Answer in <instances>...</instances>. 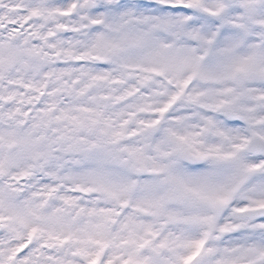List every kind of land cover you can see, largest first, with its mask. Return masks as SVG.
Here are the masks:
<instances>
[{
	"label": "snow or ice",
	"instance_id": "snow-or-ice-1",
	"mask_svg": "<svg viewBox=\"0 0 264 264\" xmlns=\"http://www.w3.org/2000/svg\"><path fill=\"white\" fill-rule=\"evenodd\" d=\"M0 264H264V0H0Z\"/></svg>",
	"mask_w": 264,
	"mask_h": 264
}]
</instances>
